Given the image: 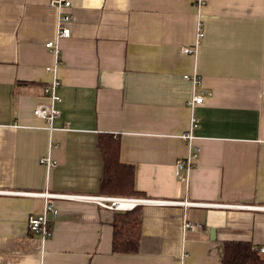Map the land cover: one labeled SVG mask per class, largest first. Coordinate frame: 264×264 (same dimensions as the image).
Instances as JSON below:
<instances>
[{
  "label": "crops",
  "instance_id": "1",
  "mask_svg": "<svg viewBox=\"0 0 264 264\" xmlns=\"http://www.w3.org/2000/svg\"><path fill=\"white\" fill-rule=\"evenodd\" d=\"M50 1L0 0V264H222L226 241L264 248V0H69L72 36L57 59L45 47L58 18ZM57 61L60 114L47 123L35 109L49 104L46 68ZM186 76L205 94L195 108ZM193 117L199 157L177 170ZM103 136L135 168L137 199L165 202L137 205L136 254L113 253L119 211L53 200L42 240L27 221L44 200L17 194L104 195Z\"/></svg>",
  "mask_w": 264,
  "mask_h": 264
},
{
  "label": "built area",
  "instance_id": "2",
  "mask_svg": "<svg viewBox=\"0 0 264 264\" xmlns=\"http://www.w3.org/2000/svg\"><path fill=\"white\" fill-rule=\"evenodd\" d=\"M51 8L58 11L56 36L54 40L46 42L45 47L50 50L54 56L60 55L59 41L62 39H68L72 36V24L74 22V15L70 11L72 4L69 0H51L49 2ZM204 37L203 27L197 26V43L200 44L202 38ZM184 52H190L188 49H184ZM58 64L56 62L53 66H48L46 71L51 74V81L44 88V96L49 100V104L40 105L35 109V115L43 119L47 123H52L60 114L57 108V104L61 102V98L58 95V90L61 87V82L58 78ZM186 79L191 80L194 84L193 96L189 105L195 108L201 105L205 101V94L198 91L200 85L199 77L186 76ZM199 125V120L195 117L191 119L190 128L187 132L180 136V139L189 144V153L187 157L183 160L177 162V170H187L189 171L196 163L199 157L200 148L196 147L193 143L194 136L192 131ZM43 164L53 166L55 163L51 161L49 157L41 159ZM22 196L39 197L44 200L43 212L40 215H30L27 221L28 230L32 234H38L42 240H48L52 237V223L58 216V209L54 206L53 200H69V201H84L92 204H96L102 208L111 209L114 211H126L136 207L137 205H151V204H162L165 202L152 200V199H137V198H127V197H112L105 195H75V194H62V193H52L47 190L44 192H21L17 193ZM130 201H135L134 205L130 208L123 207L122 205ZM192 205V204H191ZM193 205L198 207L206 206L203 203H194ZM228 207H234L230 205ZM184 229L191 231L203 230L204 226L198 223L185 222L183 225ZM260 252H264V248L260 249Z\"/></svg>",
  "mask_w": 264,
  "mask_h": 264
},
{
  "label": "trees",
  "instance_id": "3",
  "mask_svg": "<svg viewBox=\"0 0 264 264\" xmlns=\"http://www.w3.org/2000/svg\"><path fill=\"white\" fill-rule=\"evenodd\" d=\"M102 157L100 193L110 196L143 197L136 189L135 168L120 160V141L103 136L99 141ZM143 207L116 212L113 226V253L136 254L142 235ZM222 264H264L258 247L250 241H226Z\"/></svg>",
  "mask_w": 264,
  "mask_h": 264
},
{
  "label": "bare ground",
  "instance_id": "4",
  "mask_svg": "<svg viewBox=\"0 0 264 264\" xmlns=\"http://www.w3.org/2000/svg\"><path fill=\"white\" fill-rule=\"evenodd\" d=\"M134 203H135V201H130L128 203L123 204L122 206L126 207V208H130V207H132L134 205Z\"/></svg>",
  "mask_w": 264,
  "mask_h": 264
},
{
  "label": "water",
  "instance_id": "5",
  "mask_svg": "<svg viewBox=\"0 0 264 264\" xmlns=\"http://www.w3.org/2000/svg\"><path fill=\"white\" fill-rule=\"evenodd\" d=\"M210 236H211V239L214 240L215 239V230H211L210 232Z\"/></svg>",
  "mask_w": 264,
  "mask_h": 264
}]
</instances>
